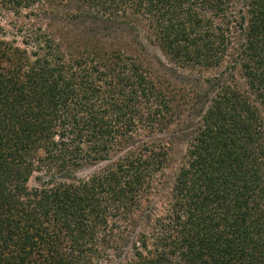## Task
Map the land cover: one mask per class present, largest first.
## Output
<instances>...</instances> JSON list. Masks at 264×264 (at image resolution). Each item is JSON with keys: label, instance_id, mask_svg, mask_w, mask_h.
<instances>
[{"label": "trees", "instance_id": "16d2710c", "mask_svg": "<svg viewBox=\"0 0 264 264\" xmlns=\"http://www.w3.org/2000/svg\"><path fill=\"white\" fill-rule=\"evenodd\" d=\"M1 4L20 44L0 38V264H264V0ZM130 22L179 68L218 71L159 73L109 34ZM172 126L185 148L153 214Z\"/></svg>", "mask_w": 264, "mask_h": 264}, {"label": "rangeland", "instance_id": "374dc122", "mask_svg": "<svg viewBox=\"0 0 264 264\" xmlns=\"http://www.w3.org/2000/svg\"><path fill=\"white\" fill-rule=\"evenodd\" d=\"M0 0V38L5 39H16L17 43L20 41V36L14 33L13 23H16V19L7 12L2 6ZM63 3V2H62ZM63 20H66L65 18ZM17 24V23H16ZM114 25H108L110 29L109 34L114 37H118L119 39L123 38L125 40H131L133 46L136 49V52H139L147 63L150 64L152 68H154L159 73L166 74L168 78L175 76H193L195 78L200 77H212L218 70L209 69V70H200V69H181L176 66L174 63L170 62L167 59V56L161 52L158 45L156 43H152L151 40H147L145 37L147 35V30L141 24H136L132 26L130 23H121L119 24L120 32L113 30ZM116 31V33H114ZM117 38V39H118ZM192 77V78H193ZM161 135H158L160 137ZM167 136L172 139V155H171V163L167 169L163 171V174L159 177L160 185H157V190L155 192H151L148 196L147 209L149 213L153 214H162L164 209L166 208V202L168 199V191L171 186L172 176L174 175V169L178 166L180 162V156L184 151L185 144L181 139V131L177 126H172L171 130L168 132ZM118 154L111 155L105 161H100L94 164H87L80 166L74 169H67L65 171L60 172L56 175L57 180L62 181H73L77 179H85L90 175L101 171L104 167L110 165L117 157ZM46 179V176L43 172H33L32 175L28 179L29 186H38L43 180ZM152 216V214H151ZM127 248V247H126ZM125 248V249H126ZM126 251V250H125ZM123 257H110L108 260H103L101 263L103 264H118Z\"/></svg>", "mask_w": 264, "mask_h": 264}]
</instances>
